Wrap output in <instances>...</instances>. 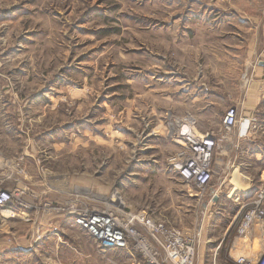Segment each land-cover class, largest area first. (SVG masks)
Returning <instances> with one entry per match:
<instances>
[{"label":"rangeland","instance_id":"rangeland-1","mask_svg":"<svg viewBox=\"0 0 264 264\" xmlns=\"http://www.w3.org/2000/svg\"><path fill=\"white\" fill-rule=\"evenodd\" d=\"M258 8L0 0V190L17 193L0 209V264H145L134 250H102L66 214L70 205L103 208L114 191L128 210L225 244L240 204L264 182V145L241 144L232 164L235 132L219 142L217 200L207 206L174 169L175 133L189 115L197 135H221L239 70L213 68L223 52L213 27L224 13ZM256 60L264 68V46ZM259 110L251 134L264 141V95Z\"/></svg>","mask_w":264,"mask_h":264},{"label":"built area","instance_id":"built-area-1","mask_svg":"<svg viewBox=\"0 0 264 264\" xmlns=\"http://www.w3.org/2000/svg\"><path fill=\"white\" fill-rule=\"evenodd\" d=\"M241 121L237 107L230 106L224 111L220 136L212 133L197 135L194 118L189 115L184 117L179 133H175L179 149L174 158V169L187 184L195 187L197 204L206 202L208 206L211 200H217L215 150L221 140L235 132ZM242 122L240 134L246 137L255 124L251 118H244ZM16 195V192L0 190V209L12 208ZM108 199L103 208L70 205L66 209V214L102 250H134L145 264H198L200 233L186 234L165 219L145 211L128 210L117 191ZM203 208L206 210L204 205ZM232 223V235L225 244L223 240L217 242L209 264H264V182L250 200L240 204Z\"/></svg>","mask_w":264,"mask_h":264},{"label":"crops","instance_id":"crops-1","mask_svg":"<svg viewBox=\"0 0 264 264\" xmlns=\"http://www.w3.org/2000/svg\"><path fill=\"white\" fill-rule=\"evenodd\" d=\"M253 7L259 6L261 12L245 13L234 10L230 13H224L221 26L213 27V35L216 36V44L222 45L223 52L220 60H215L213 68L224 69L229 74L234 70H239L238 90H234L232 96L233 102L236 103L238 115L242 119L250 118L255 115L260 108V101L264 95V68L260 61H257L259 52L264 46V17L262 15L263 2L259 0H249ZM221 37V41L220 40ZM259 44V46H258ZM261 44V45H260ZM258 46V47H257ZM248 78H244L243 75ZM223 84L230 83V80H224ZM237 126L232 139H227V145L230 144L234 157L227 158L232 164L238 160L236 152H239L241 144L249 143L253 146L258 144L264 145L263 137L250 134L241 137L243 122ZM248 152V149L246 150ZM259 155V153H255ZM244 165L243 163H238ZM2 213V212H1ZM213 241L207 238H200L198 247V264H208L211 259V252L215 247Z\"/></svg>","mask_w":264,"mask_h":264},{"label":"bare ground","instance_id":"bare-ground-1","mask_svg":"<svg viewBox=\"0 0 264 264\" xmlns=\"http://www.w3.org/2000/svg\"><path fill=\"white\" fill-rule=\"evenodd\" d=\"M16 198V197H15ZM20 204V203H19ZM20 205H22V204H20ZM21 214H23L22 216L23 217H26L27 215H26V213L24 212V211H21Z\"/></svg>","mask_w":264,"mask_h":264},{"label":"water","instance_id":"water-1","mask_svg":"<svg viewBox=\"0 0 264 264\" xmlns=\"http://www.w3.org/2000/svg\"><path fill=\"white\" fill-rule=\"evenodd\" d=\"M228 163H230V161Z\"/></svg>","mask_w":264,"mask_h":264}]
</instances>
